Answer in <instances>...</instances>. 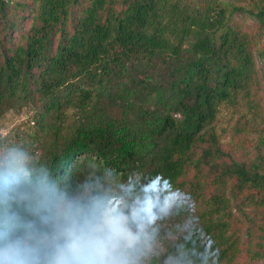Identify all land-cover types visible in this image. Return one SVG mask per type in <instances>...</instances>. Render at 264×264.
Instances as JSON below:
<instances>
[{"label": "trees", "instance_id": "obj_1", "mask_svg": "<svg viewBox=\"0 0 264 264\" xmlns=\"http://www.w3.org/2000/svg\"><path fill=\"white\" fill-rule=\"evenodd\" d=\"M263 42L264 0H0V117L32 108L30 129L0 136V176L15 165L80 198L161 175L182 198L140 264H230L231 202L264 207V153L232 157L212 123L251 93Z\"/></svg>", "mask_w": 264, "mask_h": 264}, {"label": "clouds", "instance_id": "obj_2", "mask_svg": "<svg viewBox=\"0 0 264 264\" xmlns=\"http://www.w3.org/2000/svg\"><path fill=\"white\" fill-rule=\"evenodd\" d=\"M11 167L0 176V191L12 194L0 195V264H140L153 226L182 198L161 175L147 184L131 175L119 193L74 198L55 182L27 187ZM13 199L34 218L12 208Z\"/></svg>", "mask_w": 264, "mask_h": 264}, {"label": "rangeland", "instance_id": "obj_3", "mask_svg": "<svg viewBox=\"0 0 264 264\" xmlns=\"http://www.w3.org/2000/svg\"><path fill=\"white\" fill-rule=\"evenodd\" d=\"M239 22L248 23L241 18ZM252 54L256 83L251 93L239 94L234 102L222 103L212 123L221 149L236 159L246 161L255 156V148L264 153V50L259 52L254 48ZM31 113L32 108L28 104L18 111L5 112L0 117V136H12L14 132L30 129ZM243 196L240 194L229 205L232 211L227 216L228 233L238 241V252L230 264H264V237H260L264 234V207L250 205L248 201L243 204ZM183 198L191 209H200L204 205L199 198L189 195ZM234 204L240 206L239 211L235 210ZM255 250L260 252V256L253 257Z\"/></svg>", "mask_w": 264, "mask_h": 264}]
</instances>
